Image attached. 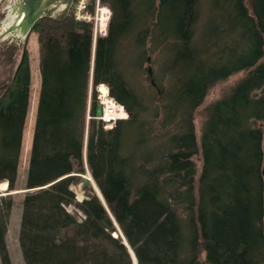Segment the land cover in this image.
Returning a JSON list of instances; mask_svg holds the SVG:
<instances>
[{
	"label": "trees",
	"instance_id": "trees-1",
	"mask_svg": "<svg viewBox=\"0 0 264 264\" xmlns=\"http://www.w3.org/2000/svg\"><path fill=\"white\" fill-rule=\"evenodd\" d=\"M101 1L112 17L95 43L92 23L72 14L40 19L33 29L42 81L19 235L25 264H133L115 222L138 264H264V0H210L199 36L202 0ZM130 40L149 41L161 59L163 77L151 88L165 133L149 148L140 135L146 106L121 62ZM13 63L2 64L10 71ZM241 72L231 92L206 109L199 144L196 111L212 88ZM90 80L108 85L130 117L111 129L91 122L86 137ZM2 85L0 183L11 192L30 105L27 53ZM96 105L94 92L92 116ZM87 168L106 206L95 194L77 201L72 186ZM13 205V195H0L1 264H12Z\"/></svg>",
	"mask_w": 264,
	"mask_h": 264
},
{
	"label": "rangeland",
	"instance_id": "rangeland-1",
	"mask_svg": "<svg viewBox=\"0 0 264 264\" xmlns=\"http://www.w3.org/2000/svg\"><path fill=\"white\" fill-rule=\"evenodd\" d=\"M81 0H76L74 4L80 7V19H76L74 16V11L72 16L78 21H84L92 23L93 25V38L95 43V38L99 37L100 35L96 36V31H98L101 24L106 23V29L108 33V25L110 19L112 17V10L111 8L103 4L100 0H82L84 4H86L87 9L85 12L82 10V6L79 5ZM99 2L101 4H99ZM14 3V0H0V33H2L6 28L10 27L15 21V15L12 14L11 5ZM99 7V8H98ZM103 7V8H102ZM211 4L210 0H202L200 6V18L199 23L197 25V33L198 36L201 34L203 29V25L207 19V16L210 10ZM76 8V7H74ZM103 9V11H102ZM109 9V10H108ZM102 11V12H101ZM93 13V14H92ZM102 13V14H101ZM104 13V14H103ZM84 17V18H83ZM7 26V27H5ZM103 37V36H102ZM125 53L122 58V65L124 67V72L128 79L129 84L134 87L136 92L143 97V102L146 106L144 113L140 116L141 122V129L140 132L145 141L148 140L147 143L149 148V143L157 141L159 143L160 139H163L162 136L165 133L164 127L161 125L163 122V113L160 109V114L158 113V117H154L156 113V108L160 107L157 90L155 88H151V76L149 75L148 71L149 68L153 71V78L155 82L160 83L162 76V72L160 70V56L157 50L155 53L150 52L151 44L149 41L146 42V45L143 47L142 45L134 44L132 40L127 41L125 45ZM5 52V50H7ZM145 53L144 59L140 57L141 53ZM27 53L30 62L31 68V94H30V105H29V112L26 120L25 132H24V141H23V148L20 158V165L18 171V179H17V190L9 192L8 188L6 191H0L3 195H13L14 205L11 211L10 219H9V227L7 233V246L9 249L10 257L12 264H25L23 254L20 248L19 243V235H20V228H21V219L23 213V199L27 192H25L26 188V179H27V171L30 159V149H31V140L37 115L38 109V102H39V94L41 88V72H40V64H41V50L40 45L38 42V35L35 31L31 32L28 37L19 39L15 35H10L6 37L4 40H0V89H2V84H5L7 80H10V76L14 74L15 70L19 66L23 56ZM142 58V60L137 61L138 58ZM15 61L13 63L10 71H7L6 68L11 66H5L6 61L10 60ZM2 62V63H1ZM10 73V75H9ZM245 76V72L237 73L231 76L228 80L218 83L209 93V96L206 98L204 104L196 111L194 116V124L195 130L197 134L198 143L200 144V135H201V127L202 122L206 115V109H208L209 105L222 98L223 96L227 95L231 92L232 88ZM90 80L89 89H88V102H87V112H86V137L87 133L89 132V126L91 122H95L96 125H99L98 122L92 119L91 110V101L92 95L94 92L96 95H99L98 92V85L97 87H93V83ZM92 83V84H91ZM168 80L165 78L162 81V84L166 85ZM107 86L106 84H104ZM101 87V86H100ZM123 106V105H122ZM89 115H88V114ZM130 114L128 113V118ZM116 125H114L115 127ZM264 129V124H261ZM113 127V128H114ZM170 128V126L168 127ZM111 129V128H109ZM139 135V134H138ZM155 137V138H154ZM158 138V140H156ZM134 138L130 137L128 139L126 146L131 148L130 143L134 141ZM154 139V140H153ZM145 151L147 149L145 148ZM195 162L198 166V175L201 170V157H195ZM89 175V176H88ZM92 179V180H91ZM93 181V182H92ZM97 185V188L100 191V188L93 178L92 174L87 168V174L83 176L82 182L78 185L72 186V190L76 194L77 201H82L87 198L88 195L95 194L97 196V192L94 187ZM17 193V194H16ZM78 194H81V200L78 197ZM98 197V196H97ZM68 212L76 215L80 220L84 218V215L78 211L74 206L67 207ZM119 233V232H118ZM1 264V263H0Z\"/></svg>",
	"mask_w": 264,
	"mask_h": 264
},
{
	"label": "water",
	"instance_id": "water-1",
	"mask_svg": "<svg viewBox=\"0 0 264 264\" xmlns=\"http://www.w3.org/2000/svg\"><path fill=\"white\" fill-rule=\"evenodd\" d=\"M74 0H14V3L11 5L12 14L15 15L14 23L8 27L5 31L0 33V40H4L6 37L10 35H15L17 38L22 39L29 36L31 31H33L36 23L43 18H53L55 20H63L71 11ZM149 75L153 76V71L149 68ZM152 84L156 85L154 80H152ZM102 112V107L100 104L95 107V116L99 117ZM263 150H264V139H263ZM264 176V170H263ZM41 189V188H38ZM36 189V190H38ZM30 190H25L28 192ZM100 194H97L99 200L106 206L103 195L100 191ZM115 226L121 235L122 239H124V244L128 247L125 242V237L117 224L115 222ZM117 237V236H115ZM133 264H138L136 255L134 251L130 252Z\"/></svg>",
	"mask_w": 264,
	"mask_h": 264
},
{
	"label": "built area",
	"instance_id": "built-area-1",
	"mask_svg": "<svg viewBox=\"0 0 264 264\" xmlns=\"http://www.w3.org/2000/svg\"><path fill=\"white\" fill-rule=\"evenodd\" d=\"M76 4H74V7H76V8H74L75 11L73 9V11L75 12L74 16L76 19H80L81 10H80V7L78 5L76 6ZM79 5L82 6V10H83V12H85L87 9L86 4H84L83 1L81 0L79 2ZM102 11H103V9H102ZM104 25H105V27H104ZM95 35L96 36L100 35L103 37L107 35L106 23L101 24L98 31H96ZM98 92H99V95L97 96L98 104H100L102 107L101 115L99 117H94L98 123L102 124L105 129H109V128H113L114 125H116L119 120L128 118V113L125 110L124 106L119 104L110 95V89L108 86H106L105 92L101 91L100 87H98Z\"/></svg>",
	"mask_w": 264,
	"mask_h": 264
},
{
	"label": "bare ground",
	"instance_id": "bare-ground-1",
	"mask_svg": "<svg viewBox=\"0 0 264 264\" xmlns=\"http://www.w3.org/2000/svg\"><path fill=\"white\" fill-rule=\"evenodd\" d=\"M75 1V0H74ZM98 1V0H97ZM99 4H101L100 2H99ZM99 8V7H98ZM103 8V7H102ZM73 9H74V3H73V5H72V8H71V11H70V13H69V15L70 14H72L73 13ZM109 10V9H108ZM93 14V13H92ZM104 14V13H103ZM5 27H7V26H5ZM104 27H105V25H104ZM7 29V28H6ZM5 29V30H6ZM4 30V31H5ZM31 32H33V31H31ZM95 41H96V39H95ZM152 80V79H151ZM92 82V81H91ZM92 84V83H91ZM101 86V87H100ZM100 86H98V87H100V90L101 91H103V92H105L106 91V86L104 85V84H100ZM108 86V85H107ZM109 87V86H108ZM109 89H110V87H109ZM90 109V108H89ZM128 113V112H127ZM88 114V113H87ZM89 115V114H88ZM94 117H96V116H94ZM94 117H92V119H94V120H96ZM128 119V118H127ZM122 120H126V119H122ZM97 121V120H96ZM98 124H100V123H98ZM89 176V175H88ZM92 180V179H91ZM93 182V181H92ZM8 182H2V183H0V191H6V189L9 187L8 186ZM94 187H95V190H96V192L101 196V194H100V191H99V189L97 188V185H95V183H94ZM27 190V189H26ZM34 190H36V189H34ZM17 194V193H16ZM0 195H3L2 193H0ZM78 197H79V199L81 200L82 198H81V194H78ZM122 231V230H121ZM123 233V232H122ZM124 235V234H123ZM114 236H120L121 237V235L119 234V233H115L114 234ZM125 237V236H124ZM122 238V237H121ZM126 239V238H125ZM123 240V243H124V239H122ZM125 242L127 243V245H128V249H129V252H132L133 250L131 249V247H130V245H129V243H128V241L127 240H125ZM131 254V253H130ZM132 257V256H131Z\"/></svg>",
	"mask_w": 264,
	"mask_h": 264
},
{
	"label": "flooded vegetation",
	"instance_id": "flooded-vegetation-1",
	"mask_svg": "<svg viewBox=\"0 0 264 264\" xmlns=\"http://www.w3.org/2000/svg\"><path fill=\"white\" fill-rule=\"evenodd\" d=\"M153 76H154V74H153ZM153 76L151 77V79L152 80H154V78H153ZM150 79V81H151V84H152V80ZM154 82H155V80H154ZM155 84H156V82H155ZM153 85V84H152ZM155 88H157V85H153Z\"/></svg>",
	"mask_w": 264,
	"mask_h": 264
}]
</instances>
